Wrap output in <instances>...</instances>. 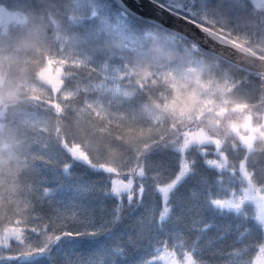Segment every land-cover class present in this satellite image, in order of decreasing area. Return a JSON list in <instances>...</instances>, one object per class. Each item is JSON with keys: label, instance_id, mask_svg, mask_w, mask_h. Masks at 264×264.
Listing matches in <instances>:
<instances>
[{"label": "snow or ice", "instance_id": "snow-or-ice-1", "mask_svg": "<svg viewBox=\"0 0 264 264\" xmlns=\"http://www.w3.org/2000/svg\"><path fill=\"white\" fill-rule=\"evenodd\" d=\"M159 6L0 0V264H264V0Z\"/></svg>", "mask_w": 264, "mask_h": 264}, {"label": "trees", "instance_id": "trees-1", "mask_svg": "<svg viewBox=\"0 0 264 264\" xmlns=\"http://www.w3.org/2000/svg\"><path fill=\"white\" fill-rule=\"evenodd\" d=\"M161 3L164 2V0H157ZM102 3L104 5V13L106 15L111 16L114 20L119 21L121 23H126L131 29L133 30H140L145 25L152 24L153 22H149L143 19H139L137 17H134L130 14H128L126 11H124L115 0H102ZM4 25H0V28H2ZM9 27H11V24H8ZM8 134L5 130L4 132H0V144L8 143ZM6 163L5 167H10L15 163L14 158H9L6 155ZM170 167H175V161L170 162ZM82 171V169H81ZM59 179L58 175L50 174L48 176V182L55 183ZM60 183H64V181H60ZM119 235V229H117L115 232L112 233L111 238L106 240L105 236L103 234L94 237V238H86L89 242V246H96L102 243H110L114 241L117 236Z\"/></svg>", "mask_w": 264, "mask_h": 264}, {"label": "water", "instance_id": "water-1", "mask_svg": "<svg viewBox=\"0 0 264 264\" xmlns=\"http://www.w3.org/2000/svg\"><path fill=\"white\" fill-rule=\"evenodd\" d=\"M123 9L132 15L151 21L154 23H163L165 27L173 24L176 30H182L191 27L180 15L160 7V3L154 0H115ZM193 31H198L193 29Z\"/></svg>", "mask_w": 264, "mask_h": 264}]
</instances>
